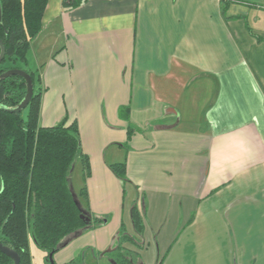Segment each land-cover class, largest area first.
Returning <instances> with one entry per match:
<instances>
[{
	"label": "crops",
	"instance_id": "obj_1",
	"mask_svg": "<svg viewBox=\"0 0 264 264\" xmlns=\"http://www.w3.org/2000/svg\"><path fill=\"white\" fill-rule=\"evenodd\" d=\"M224 5L86 0L65 11L47 1L27 52L37 122L76 123L89 174L77 155L70 190L103 219L67 237L55 264H114L106 253L121 227L138 264H264V0ZM241 138L246 170L221 175L216 161ZM120 163L125 181L110 168Z\"/></svg>",
	"mask_w": 264,
	"mask_h": 264
},
{
	"label": "trees",
	"instance_id": "obj_2",
	"mask_svg": "<svg viewBox=\"0 0 264 264\" xmlns=\"http://www.w3.org/2000/svg\"><path fill=\"white\" fill-rule=\"evenodd\" d=\"M47 1L0 0V54L1 46L5 51L0 61V245L16 253L19 264H32L29 234L35 246L45 252L44 264H55L52 257L67 237L103 223V219L85 213L70 190L69 176L77 155L82 158L84 176L89 174L76 123L63 119L40 127L37 122L40 90L34 85L39 76L27 67V52L41 30ZM84 1L61 0V6L68 11ZM226 2L230 0H224L223 9ZM15 69L28 74L33 84L25 115L13 111L26 95L24 78L7 74ZM110 168L125 181L124 163ZM80 195H86L84 188ZM131 217L135 232L140 234L143 214L136 206ZM131 243L137 248L134 236L125 234L121 227L117 246L106 255L114 264H138L137 252L125 247ZM0 264H13V260L0 252ZM65 264L82 261L78 257Z\"/></svg>",
	"mask_w": 264,
	"mask_h": 264
},
{
	"label": "clouds",
	"instance_id": "obj_3",
	"mask_svg": "<svg viewBox=\"0 0 264 264\" xmlns=\"http://www.w3.org/2000/svg\"><path fill=\"white\" fill-rule=\"evenodd\" d=\"M251 159V151L247 143L241 138L237 144L236 153L222 161H216L215 167L221 175L231 174L233 176L241 175Z\"/></svg>",
	"mask_w": 264,
	"mask_h": 264
},
{
	"label": "water",
	"instance_id": "obj_4",
	"mask_svg": "<svg viewBox=\"0 0 264 264\" xmlns=\"http://www.w3.org/2000/svg\"><path fill=\"white\" fill-rule=\"evenodd\" d=\"M4 52H5L4 51V47L1 46L0 61L3 58V56H4ZM7 74L20 75V76H22L24 78V80L26 82V95H25V98L19 104V106H17L15 109H13V111H16V112L22 111L26 107V105H27L32 93H33L32 80H31V78H30V76L28 74H26L22 70H18V69L10 70ZM0 252L4 253L5 255L10 257L13 260V264H19L20 259H19V256L16 253H14V252L2 247L1 245H0ZM49 259L51 260V256L49 257Z\"/></svg>",
	"mask_w": 264,
	"mask_h": 264
},
{
	"label": "rangeland",
	"instance_id": "obj_5",
	"mask_svg": "<svg viewBox=\"0 0 264 264\" xmlns=\"http://www.w3.org/2000/svg\"><path fill=\"white\" fill-rule=\"evenodd\" d=\"M23 111V115H25V109L22 110ZM76 187L74 186L73 187V192H74V197L76 198L77 195H76ZM28 251H29V254H30V258H31V263L32 264H44V255H45V252L38 249L33 240H32V237L31 235L29 234L28 235ZM93 261V260H92ZM91 259H85L84 260V264H91ZM108 261V260H107ZM97 263L96 264H107V262L105 260H102L101 262L100 261H96Z\"/></svg>",
	"mask_w": 264,
	"mask_h": 264
}]
</instances>
